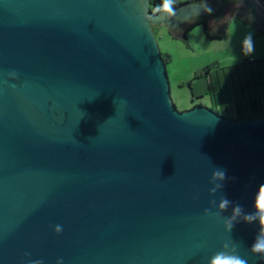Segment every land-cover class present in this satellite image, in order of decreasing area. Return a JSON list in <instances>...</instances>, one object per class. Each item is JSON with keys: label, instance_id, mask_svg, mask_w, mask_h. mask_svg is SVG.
<instances>
[{"label": "water", "instance_id": "water-1", "mask_svg": "<svg viewBox=\"0 0 264 264\" xmlns=\"http://www.w3.org/2000/svg\"><path fill=\"white\" fill-rule=\"evenodd\" d=\"M213 10L0 0V264H264V117L179 111L153 28Z\"/></svg>", "mask_w": 264, "mask_h": 264}, {"label": "rangeland", "instance_id": "rangeland-1", "mask_svg": "<svg viewBox=\"0 0 264 264\" xmlns=\"http://www.w3.org/2000/svg\"><path fill=\"white\" fill-rule=\"evenodd\" d=\"M192 1L172 0L171 9ZM251 1L264 19V0ZM246 11L248 9L236 8L234 16L217 31H210L221 34V37L210 38L203 24L193 27L187 38L183 36L186 40L174 37L163 24L154 26L161 54L168 59L171 97L179 111H188L200 102L212 107V100L223 104L231 98L235 102L236 97L248 96L250 91L253 95L257 90L263 94L262 86L257 89L247 87L248 83H263L264 86V34L236 15ZM206 67L212 68L210 76L196 78V74ZM231 106L235 107L234 104ZM231 106L226 113L234 118L235 109Z\"/></svg>", "mask_w": 264, "mask_h": 264}, {"label": "flooded vegetation", "instance_id": "flooded-vegetation-1", "mask_svg": "<svg viewBox=\"0 0 264 264\" xmlns=\"http://www.w3.org/2000/svg\"><path fill=\"white\" fill-rule=\"evenodd\" d=\"M228 0H217V1H211V2H209L208 0L207 1H203L202 3L204 4V5H207V6H209V7H211L212 9H214L213 10V12H209V13H202V14H199V15H196V16H194V17H192V18H190L189 20H187L186 22H183V23H179V25H177V24H172L171 25V27H168L169 28V30L172 32V33H176L175 31H177V29H178V27L180 26H182V36H184L185 37V35L186 34H188L189 33V31L193 28V27H195V26H197V25H199V24H203L204 25V27L208 30V33L210 34V35H212V36H214V35H220L219 33H212V32H210V27H211V25L213 24V23H220V22H222L223 23V21H225V17H226V15L227 14H229L228 13V11H227V8L229 7V5H232V4H238V2H233V3H231V4H227L226 2H227ZM236 1V0H235ZM150 3H151V8H153V3H152V0L150 1ZM163 6V5H162ZM160 9H161V11H162V7H160ZM231 15H233V13H231ZM155 26V25H154ZM154 26H153V28H154ZM209 36V35H208ZM210 38H212L211 36H209ZM211 71H212V69L210 70V71H205V70H202L200 73H198V74H196V78H202V77H209L210 76V74H211ZM190 85H191V83H190ZM254 85V86H253ZM253 85H250V83H248L247 84V87L249 88H252V87H255L256 89L259 87V86H262L263 88H264V86H263V84H261V85H256V84H253ZM249 88V89H250ZM262 93L263 94H260L259 92H258V90H257V92H256V94H252L251 93V91H250V95H248V96H243L242 98H238V97H236V99H235V102H233L234 100H232L231 98L229 99V101H228V103H223V104H220V103H215L213 100H212V107H207V106H205V104L204 103H202V102H200V103H198V104H195L193 107H192V109L194 108V107H196V106H199V105H202V106H205V107H207V108H209V109H212L213 111H215L217 114H219L220 116H222V117H224L225 118V116H227V114L228 113H226V111H228V110H230V106L232 105V104H234L235 105V103L239 100V99H251V98H253V97H255V96H261V100L262 101H264V89L262 90ZM231 102H233V103H231ZM231 108H234L235 110H236V106L235 107H232L231 106Z\"/></svg>", "mask_w": 264, "mask_h": 264}, {"label": "trees", "instance_id": "trees-1", "mask_svg": "<svg viewBox=\"0 0 264 264\" xmlns=\"http://www.w3.org/2000/svg\"><path fill=\"white\" fill-rule=\"evenodd\" d=\"M197 1L203 2L207 0H193L192 2H197ZM244 1L247 5L248 11H246L245 13H238L236 15L241 17L244 21L253 24L261 34H264V19L257 10L255 3L251 0H244ZM163 2L164 0H152L153 3V8H151L152 11L155 13L160 12L161 11L160 7H162ZM205 30L207 34L212 38L221 37V34L212 36L208 33V30L206 28ZM162 58L165 64H167L168 59H166L163 56V54H162ZM211 69H212L211 67H206L203 70L210 71ZM255 84L258 85L257 83ZM235 106H236V110L234 113V118H230L228 117V115L225 116V118L236 121H251L264 117V102L261 100V96H255L251 99H239L235 103Z\"/></svg>", "mask_w": 264, "mask_h": 264}, {"label": "clouds", "instance_id": "clouds-1", "mask_svg": "<svg viewBox=\"0 0 264 264\" xmlns=\"http://www.w3.org/2000/svg\"><path fill=\"white\" fill-rule=\"evenodd\" d=\"M171 2L172 0H164L162 10L166 12H171ZM248 43H249V50H251L250 41ZM226 204H227V201H224L221 204V208L225 207ZM256 207L257 209L260 210V212L264 213V186H262L260 194L257 198ZM261 223H264V216L261 217ZM252 250L254 252H264V240H258L253 245ZM211 264H245V261L241 260L240 258L236 256L219 253L212 258Z\"/></svg>", "mask_w": 264, "mask_h": 264}, {"label": "crops", "instance_id": "crops-1", "mask_svg": "<svg viewBox=\"0 0 264 264\" xmlns=\"http://www.w3.org/2000/svg\"><path fill=\"white\" fill-rule=\"evenodd\" d=\"M264 102V101H263Z\"/></svg>", "mask_w": 264, "mask_h": 264}]
</instances>
